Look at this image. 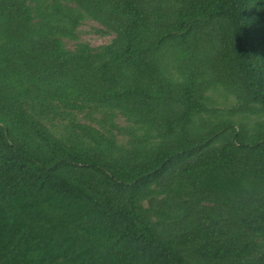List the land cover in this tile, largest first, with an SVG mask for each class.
<instances>
[{
	"label": "trees",
	"instance_id": "trees-1",
	"mask_svg": "<svg viewBox=\"0 0 264 264\" xmlns=\"http://www.w3.org/2000/svg\"><path fill=\"white\" fill-rule=\"evenodd\" d=\"M0 264H264V0H0Z\"/></svg>",
	"mask_w": 264,
	"mask_h": 264
},
{
	"label": "rangeland",
	"instance_id": "rangeland-1",
	"mask_svg": "<svg viewBox=\"0 0 264 264\" xmlns=\"http://www.w3.org/2000/svg\"><path fill=\"white\" fill-rule=\"evenodd\" d=\"M97 29H101V27L93 21L83 23L78 29V41L87 43L91 47H98L107 44L110 37L99 35L96 32ZM72 43L73 42H68V46H72Z\"/></svg>",
	"mask_w": 264,
	"mask_h": 264
}]
</instances>
